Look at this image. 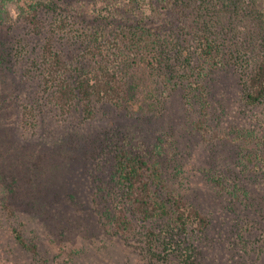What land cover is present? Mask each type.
<instances>
[{
    "label": "rangeland",
    "instance_id": "obj_1",
    "mask_svg": "<svg viewBox=\"0 0 264 264\" xmlns=\"http://www.w3.org/2000/svg\"><path fill=\"white\" fill-rule=\"evenodd\" d=\"M80 9L69 11L68 28L56 37L74 77L82 67L79 36L94 30ZM58 18L44 12L36 30L12 11L0 28L8 63L0 74V185L16 212L9 217L0 206V264H264V171L245 173L241 151L243 136H264L263 108L243 98L247 66L227 56L206 76L205 135L195 128L200 98L185 91L184 65L174 54L171 70L179 75H167L170 88L161 78H130L127 100L95 103L90 119L77 109L63 116L47 101L34 67ZM122 27L99 31L116 36ZM127 70L135 74L137 66L130 62ZM122 151H162L164 176L207 217V227L180 231L163 220L136 219L128 235L116 230L122 199L111 177ZM13 226L35 253L17 244Z\"/></svg>",
    "mask_w": 264,
    "mask_h": 264
},
{
    "label": "trees",
    "instance_id": "obj_2",
    "mask_svg": "<svg viewBox=\"0 0 264 264\" xmlns=\"http://www.w3.org/2000/svg\"><path fill=\"white\" fill-rule=\"evenodd\" d=\"M78 1L81 14L93 18L94 30L79 36L83 43L79 53L82 67L74 77L73 66L58 47L56 37L67 30L69 11L80 15L79 8L64 0H0V28L11 21L12 11L36 30L42 25L44 12L58 14L34 67L47 101L63 116L77 109L90 119L95 103L117 104L127 100L130 78L138 81L153 78L154 82L161 78L165 87L170 88L167 75L178 73L171 70L173 54L174 60L181 58L184 65L183 73L178 75L185 91L200 98L195 128L201 134H206L208 116L205 78L210 71L220 68L227 56L241 61L249 70L243 89L245 104L250 108L262 107L264 112V0ZM117 24L123 27L116 36L112 31H99L102 26L110 30ZM161 26L167 34L162 35ZM179 28L187 39H180L176 33ZM110 35L114 38L109 39ZM237 36L244 40L234 41ZM130 62L137 66L135 74L127 70ZM7 64L5 52L0 48V74ZM27 116L25 107L24 118ZM243 140L245 173L257 175L264 171V136L247 134ZM162 157V151L152 157L122 151L115 162L117 176L111 179L122 200L114 223L124 236L135 230L136 219L138 223L163 220L180 231H202L208 225L207 217L189 204L164 176ZM106 188L109 191L111 187ZM5 192L0 185V206L9 217H14L15 207ZM12 233L19 246L36 252L35 245L27 243L19 228L13 226Z\"/></svg>",
    "mask_w": 264,
    "mask_h": 264
}]
</instances>
